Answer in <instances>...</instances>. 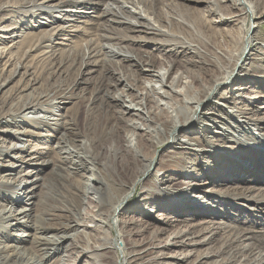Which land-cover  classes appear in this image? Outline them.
<instances>
[{"label": "bare ground", "instance_id": "1", "mask_svg": "<svg viewBox=\"0 0 264 264\" xmlns=\"http://www.w3.org/2000/svg\"><path fill=\"white\" fill-rule=\"evenodd\" d=\"M96 1L68 3L97 5ZM201 4L204 9L199 8ZM63 6L40 4L31 11H39L33 17L45 16L50 24L53 18L71 23L89 14L66 10L68 17L55 16ZM8 7L1 6L0 13ZM108 15L112 17L108 22L127 25L139 37L117 29L110 37L102 33L104 39L138 43L139 56L111 42L101 44V55L89 40L91 50L83 60L101 55L105 65L116 67L117 72L110 73L115 82L107 81L121 90L112 92L107 85L101 99L120 107L118 114L129 128L124 134L126 145L112 147L107 129L101 130L98 140L92 136L96 95L77 98L72 92L75 86L40 92L23 89L16 101L2 108L0 127L8 128L0 129V159L6 160L1 170L13 176L19 165L50 168V172L29 180L40 170L28 171L26 178L13 185L11 178L0 175V197L6 202H0V242L20 226L36 233L30 237L31 249L20 246L27 234L14 233L15 244L0 243V264H264V235L254 237L250 230L229 224L234 220L245 224L255 213L262 217L253 223L264 224V187L240 186L264 185V119L255 115L264 110L255 106L264 100V93L258 91L264 85V36L260 33L264 0H106L101 17ZM193 15L195 21L189 19ZM66 25L53 29L67 32L70 26ZM207 28L209 37L217 39L214 45ZM13 37L0 36V44ZM11 52L0 48V93L4 94L16 84L25 87L23 79L29 78V84L35 81L32 70L15 63ZM179 54L184 56L181 62L175 59ZM124 64L130 72L139 70V88L122 72ZM79 99L88 101L82 131L76 121ZM7 138L16 142L9 145ZM32 140L40 144L32 145ZM142 143L151 153L145 154ZM9 159L14 162L8 163ZM30 184L34 186L27 190ZM139 186L132 209L141 212L145 205L151 206L146 210L148 219L121 217ZM27 200H35L32 207L17 211L16 206ZM177 213L189 217L182 219ZM22 215L35 220L30 225L20 220ZM150 229L147 240L135 239ZM51 231L57 234L37 236ZM159 236L165 238L158 241ZM216 236H221L216 251H199ZM62 249L64 253L51 261L48 252Z\"/></svg>", "mask_w": 264, "mask_h": 264}, {"label": "rangeland", "instance_id": "2", "mask_svg": "<svg viewBox=\"0 0 264 264\" xmlns=\"http://www.w3.org/2000/svg\"><path fill=\"white\" fill-rule=\"evenodd\" d=\"M160 1H163V3H166V1H169V0H160ZM171 1H173V0H171ZM86 2H88V1H86ZM105 2H106V0H97L96 1L97 5H94V4H92V5L91 4H86V5L77 4V5H75V4H69L68 0H65V1L64 0H0V7L10 5V7L6 8V11H2L0 13V29L2 30V32H0V36L1 37H6V36L7 37H13V36L15 37V38L14 37L9 38V41L6 44H4V43L0 44L1 51H5V50H6V52L12 51L13 53L11 52L10 55L14 54V56H12L15 60L14 62L15 63H20V62L23 63V65H25L27 68H30V70H32L31 72H33L34 76H35V77H33V78H35V81L31 82L30 84H29V80H28L29 78L25 77L26 79H23V81L21 83L24 84L26 82L24 85L25 87H23V86L21 87V85L19 86L18 84L15 85V83H17V81L19 79V77H17V79L12 84H10L6 89L8 90L10 87H12L14 85L16 87L14 86L8 94L0 93V110L2 108L7 109L12 102L16 101L18 99V97H20V95H22L21 91L23 89H27L29 91H31L32 89H35V91L40 92V91H54L56 89V86H60L61 88H67V87L69 88L70 86H75V88L72 92H74V95H76V97H77V95H78V97L79 96L81 97L83 94H84V96L86 95V98H89V95H90V97L91 96L94 97V95H96V97H94V99H95L94 105H92V107L94 106L95 113H96V115H94V119H95L94 127L95 128L91 132L92 136L97 138V140H98L102 135L101 130L107 129L111 132L110 133L111 137L109 140L110 145L114 148H124L123 146L126 145V136L124 134H126V133L128 134L129 128L125 125L124 121L120 118V116L118 114V110H120V107L115 103H112V102L110 103L107 101L104 102L101 99L102 95H104L103 91H104V93H106V91L108 90V88L110 86L109 82L111 80L113 81L111 83L115 82L114 77L110 73H114L115 71L117 72V69H116V67H113L110 65L108 66V65L104 64L103 56H101L102 53H100L101 52L100 48L102 47L101 44H103V47H104L106 45V43H107V45H109L108 43H110V42H111L110 45H114L116 43L115 45L118 44L119 46L121 45L122 48H126V49L128 48L129 50L135 52L139 56V44L138 43H132V44L126 43V42L125 43H123V42L118 43V42L113 41V40H109L106 38L104 39V36H105L104 34H106V36H109V34L112 35L111 32H115V31H117V29H118L117 32L122 33L123 35H129V36L133 35V36L139 37V33L134 32V30H132V29H129L127 27V25L122 26V24L118 25L117 23H114V22H108L109 21L108 19L112 18L110 15L106 16L105 18H102L101 14L104 11ZM61 3H63V5H64L63 8L61 9L63 11L55 13V16L62 17L63 19L68 17L66 12H64L66 10H69V11L70 10H79V11L89 13V14L86 16L80 15L79 18H77L75 22H71V23H64V22L58 20V18H57V20H56V18H53V21H55L54 22L55 24L54 23L50 24L49 22L51 20L48 21L47 17H45V16H42L43 19L46 18L45 20L40 19V18L35 19L33 17L34 13L39 12L37 10L31 11V8L36 7V5L37 6L40 4H43V5H49V4L50 5H61ZM159 3H161V2H159ZM162 6H163L162 4H157V7H162ZM199 8L204 9L205 5L201 4L199 6ZM180 11H182V10H179V12ZM189 19L192 21H195L196 16L193 15V17H191ZM36 20L40 21L41 23L36 22ZM66 24L70 26L68 29V31H70V32L67 31V32H58L57 33V31L53 29V28H56L58 26H63ZM102 25H109L110 27L114 28V31L111 30V28L109 26H103L102 27ZM231 26L232 25L227 26V28H231ZM128 29H129V33L127 32ZM102 30L104 32H102ZM125 30H127V31H125ZM3 31H6V32H3ZM122 31L125 32L126 34L123 33ZM205 31H206V35L209 37V35L211 34L210 29L207 28V30H205ZM105 32H107V33H105ZM102 33H104V34H102ZM260 33L262 36H264V23H262ZM49 34H51V35H49ZM99 34H101L100 35L101 37L99 36ZM114 37H117V35H115ZM90 38L91 39L95 38V39L92 41ZM0 40H2V39L0 38ZM42 40L45 42H42ZM89 40L91 43H93V47H94V49H96V52L98 53L100 51L99 53L101 55L93 56V57H91V60L89 59L87 61V60H83V55L91 50V47H90L91 44H90ZM210 40H211L212 44L214 45L216 43L217 39H214L211 36ZM88 42H89V44H88ZM95 42L97 44H95ZM46 45L48 48L46 47ZM28 48H30V49H28ZM97 48H99V49H97ZM143 49H145V48H143ZM73 50H74V53H73ZM49 59H50V61H49ZM175 59L181 62V60L184 59V56H182V54H179L178 56H175ZM87 62H89L91 64L85 65ZM153 64H154V67H156V68L158 67V62H155ZM59 67H60V69H59ZM127 67H128V65L124 64L122 69H121L122 72H124V74L128 73L129 74V75L127 74V77L129 78L128 80L131 81L132 83H134V81H135L134 85L137 86V88H139L138 78L141 77L139 70L134 68V69H132V71H131L132 73H131L130 72L131 69L129 70ZM11 68H9L8 70H10ZM176 68H177V65L174 66V69H176ZM124 70H126V71H124ZM134 70H136V71H134ZM174 72H175V70L173 71V73ZM130 74H132V75H130ZM136 74H137V76H136ZM133 77H135L136 80ZM107 79H108V81L109 80L110 81L108 82ZM37 82H39V84ZM83 82H85V83H83ZM107 85H108V88H107ZM103 88H106V89H103ZM116 88H117V90H116ZM99 89H101V90H99ZM110 89L112 92H115V90L118 91V89L120 91L121 87H115V88L112 87L111 88V86H110L109 90ZM258 91H261L259 93H262V92L264 93V85L262 86L261 90H258ZM98 92H100V93H98ZM23 93H25V92H23ZM93 93H94V95H93ZM249 94H251V93H249ZM251 95L254 96L255 94H251ZM255 96H259V94L255 95ZM87 103H88V101H86L84 99H79L76 102V104L79 106L77 113H76L77 127L81 131H82L81 127L85 124L86 118H87L86 112H85ZM105 104H107V105H105ZM246 104L248 105V103H246ZM71 106H72V104L67 105V107H71ZM255 106H258V107L264 106V100L259 104H255ZM206 110H209V108L208 107L205 108V111ZM253 110H257V108H253ZM63 112L64 111H61V112L58 111L56 113H63ZM114 114L115 115L117 114V115L115 116ZM255 115H256L258 120L264 119V110H261L260 114L255 113ZM124 126H126V127H124ZM263 126H264V124H263ZM6 128H8L6 124L1 125V127H0V129H6ZM125 128H127V129H125ZM127 130H128V132H127ZM77 139L82 140L81 137H79ZM122 139H123V141H122ZM7 141H8L9 145L11 143L16 142V141L12 140V138H7ZM31 143H32V145H36V144L39 145L40 144V142L33 141V140L31 141ZM53 144L54 143L51 144V147ZM32 145H31V149L34 147ZM141 147L144 149V152L147 155L146 151L148 149H145V148H147L146 145L142 143ZM148 151L151 153V150H148ZM9 160H7V162ZM5 161L6 160H3L2 158L0 159V175L3 177L6 175L7 178H11V179H9L11 181V185H13L15 180L20 179V177L26 178L27 176H24V175L28 171L34 170L30 166H26L25 168H20L19 165L17 164L18 167L16 168V171L14 172V174L12 176V175H10V173L8 171H5V172L2 171L3 168L1 170V163L4 164ZM12 162H14V161L10 160V162H8V163H12ZM257 170H261V167H258ZM37 171H39L40 173L33 174L29 180H34L35 178L46 177L48 175V173L50 172V168H46V169L38 168L37 170H34V172H37ZM244 176L245 175H243V177ZM47 180H49V179L47 178ZM241 180L242 179H240L239 181H241ZM50 181L52 183L56 184V181H53V180H50ZM255 181L256 180H253V182H255ZM146 185H148V184H146ZM33 186L34 185L30 184L29 187L27 188V190L32 188ZM217 186H219V183H217ZM240 186L244 187V188H246V187L250 188L252 186H257V187L263 186L264 187V185L252 184V182H250V184L240 185ZM141 188H142V186H139L133 192V194L131 195V198L127 201L128 207L126 208L125 213L121 214V217H124V216L128 217L131 215H136V216H139L140 218L144 219L145 216L149 215V213L146 212V210L151 209V206H149V205H145V210L141 209V212L140 211L139 212H133L134 209H132L133 202L136 200V198L140 194ZM220 188H225V186H222ZM232 193L236 194V193H238V191H235V192L232 191ZM36 194H39V190H36ZM5 195L10 196V195H12V192L11 193L6 192ZM259 196H261V195H259ZM254 197H258V196H254ZM0 198H1L0 202L2 204H5L6 202H4L2 200L3 197H0ZM105 198H106V196H103V199H105ZM229 199L234 200V198H229ZM34 201L35 200H30V201L27 200L26 204H23L21 206L17 205L16 206L17 211L22 210V209H30L32 207L30 203H32ZM28 203H29V205H27ZM244 213H245L244 215H248V212L246 210L244 211ZM28 214H30V212H28ZM234 214H237V213H234ZM255 214H256V216L250 215L251 217H249V221H247V223H245V224H240V222H236L235 220L229 222V224H231V226L238 227L241 230L242 229L250 230L252 232L251 235L254 237H258L259 235L262 236V235H264V224L253 223V221H255V222L259 221L262 217V214H259V213H255ZM173 216H175V214H173ZM176 216H180L182 219H187L189 217L188 214L182 215V214H178V213L176 214ZM20 218H21L20 220H22V221H28L27 223L30 225L32 224V223H30V221L35 220V218H29L27 216L24 217L23 215L20 216ZM237 218L235 217V219H237ZM147 219L148 218H145V220H147ZM199 221H201V220H199ZM51 223H58V221L53 220V222H51ZM187 224L188 225H186V227L189 226L191 223L188 222ZM28 227L29 226H26L24 228L23 226H20L19 228L16 229L17 231L15 230L12 233H13V235H14V233L20 234V235H24V234L30 235L29 237L24 238V240L26 242L21 244L20 246L27 248V249H31L32 245L29 242L31 240L30 237H31V235H34L36 233L34 232L33 229L28 228ZM131 229L137 230V227H133ZM151 231H152L151 229L147 230L144 232V234L141 235V237H136L135 239L138 242L141 239L147 240L149 238L148 232H151ZM56 234H57L56 231H51V232H47V233L37 234V236L41 237V238H49L50 236H54ZM59 234L61 235V233H59ZM13 235L9 239H2V241L0 242L1 246L15 244L16 243V237H14ZM164 238H165V236H159L157 238V240L162 241V239H164ZM220 239H221V236L214 237L211 244L199 247L198 248L199 251H203L207 248H209V249L211 248V250L216 251L221 245ZM63 253H64V249H62V251H59V252L53 253V254L48 252V254L51 256V261L55 260L56 258H58ZM166 253H168V255H169L170 250ZM225 256H226V254H223L222 258H225ZM82 260L84 261L85 259H82ZM164 262H166V260H164L163 263ZM82 264H83V262H82Z\"/></svg>", "mask_w": 264, "mask_h": 264}]
</instances>
